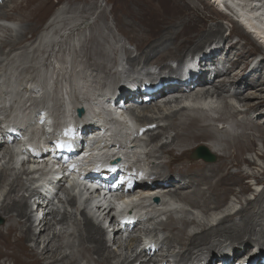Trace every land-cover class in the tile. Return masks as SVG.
Instances as JSON below:
<instances>
[{
  "label": "bare ground",
  "instance_id": "6f19581e",
  "mask_svg": "<svg viewBox=\"0 0 264 264\" xmlns=\"http://www.w3.org/2000/svg\"><path fill=\"white\" fill-rule=\"evenodd\" d=\"M7 1L8 0H4V2L1 1L3 3L0 4V9L5 8L3 6H8L5 4ZM171 1L172 6L174 8L176 6L177 9L175 11L173 9L171 11L163 12V10L158 8V3L153 0H136L138 5L146 8V12L153 15V24L156 19L155 24L158 27H155L154 29H149L148 27L147 29L129 27L122 30H119L120 28H118V33L127 36L126 39L129 44L134 46V54H132L133 52L129 53L128 49L124 50L126 56L124 61L126 60L130 70H133L134 66H138L139 68L136 70V73L138 74L153 75L157 73L155 70H152L153 68H150L149 64L153 65L154 69L157 68L161 74L164 72L172 73L175 69L172 68L169 60H171V62L177 61L178 59L180 60L186 52H193L202 48L206 43L217 41V44H214V47L211 46V49H208L201 54V58L198 56L186 62L187 64L194 62L196 67L200 68L199 71H202L197 79L187 82L186 79L188 77L180 74V76L183 77L181 81H183L184 85L162 86L154 93L148 94L144 90L151 86V84H146L144 80H141L140 82L135 81L136 78L139 77L138 75L136 77H130L131 82L128 83H132L131 88H129L128 83L124 84L120 82L122 85L120 86L119 91H122L121 96H124L126 101L122 104L116 103L115 105H112L111 103L104 104L108 98V96H102L104 92L100 93L101 91H94L92 93V90H86L85 87L82 88V90L87 91L88 95H85L84 93V96L80 97V93H75V91L71 92L69 86L71 83L69 85H67L68 82L57 84L55 81L54 87L56 90L58 91L59 89V92L62 90V108H60V104H58V108L55 109L56 113L54 114V118H50L48 106H38L37 111L30 109L29 111L32 114L25 115V111L28 108L24 107L25 105H15V108H18V112L16 113L21 116L20 120L23 121L20 126L17 125V127H11L12 131H17L19 128L21 129L19 132L20 141L16 140L14 146L16 147V152L13 151V155H15L18 160H21L22 155L28 153L31 154L30 158L22 159L23 163L26 161L24 163L27 165L26 170H38L39 181L42 180V183L45 186L49 185L52 186V188L55 186L57 189L60 188L59 183L53 186V183L51 182L52 179L46 178L47 176L57 175L53 172L55 165L62 166L63 169L67 170L69 182H73L76 187L83 184L82 181H78L77 177H81L84 181V175L87 173V170L98 166L100 167V174L97 177L91 176L89 184L92 187L96 182L101 183L99 192L100 195H105L101 199L103 203L100 207H97V203L95 202L91 203L92 207H88V210H92V215L98 220L100 219L103 222L106 221L108 219L107 215L109 214V211H114L113 207L106 211L110 205L107 200H113L116 203H119L122 207L123 205L127 206L132 199H136L137 209L141 213L147 209L159 211L160 213L169 212L167 219L161 223L163 230L168 231L167 236L164 237L162 235L164 239L161 241V246H178L175 255L180 259L191 258L192 261H194L198 258L194 253L201 252L200 255H203L202 251L206 253L214 251L216 247H223L224 249L221 250L218 248V251L225 252L229 257L237 256L235 259L237 260L242 252L251 256L255 252L253 246L259 245L260 247H263L261 245H264V190H261L252 201L247 200L245 205L243 204L244 207L239 210H228L229 212L227 211L225 215H222L217 221H214V224H199L194 218H191L190 220L187 219L186 215H179L181 217H176V213L173 214V211L171 210H174L175 212L178 209V214L186 213L183 211L184 209L179 210L176 206L170 207L169 202L170 199L175 202H183L190 206L200 208L204 213H208L210 210H213V207H215L214 210H217L220 207L224 208L222 203L226 198L227 192L232 190L231 185L241 183L243 178L248 175H250L253 180H257L256 184H264V169L259 170L257 174L254 172L247 174V172H244L241 168L243 164L248 167L256 165L254 160H250L243 156L246 152H255L259 158H264V153L257 152L256 150L257 139L260 140L264 146V76L260 75L262 74L261 69L264 68V55L256 62V64L247 70L251 63L248 51H244V47L239 43V40L231 42L222 37V31L224 30L222 22L210 26L204 25V19L209 18L212 20V15H210L211 12H208L207 14L203 13L204 17L199 18L200 16L198 17L195 12L189 11L190 7L188 5V0ZM49 2L50 0H12V6L10 8L15 11L16 15L14 18L20 20L22 25L19 30L15 32L16 34L9 33L4 39H2V41H0L1 56L4 55L5 58H7L10 53L15 50L26 47L29 39L27 40L25 38V33L37 28L40 20L46 15ZM207 3L214 13V16L215 14L222 15L226 13L227 16H232L231 19H233V15H236L239 18L241 17L242 20L240 22H235L234 33H239L240 36L250 40V43L252 44L253 42L258 43L257 47L264 51V0H207ZM192 9L200 10L201 8H198V5L195 4ZM4 13L2 15L7 18H12V15ZM237 21L239 20L237 19ZM199 22H202L201 25L196 26ZM210 23L212 22L210 21ZM128 26L130 25L128 24ZM1 27L7 32L8 29L1 25L0 30ZM94 34L96 35V33ZM114 34L115 33H113V37H115ZM43 35L46 36L45 34ZM239 35L238 37H240ZM197 36L198 38H196ZM230 36L231 32L229 33V37ZM43 38L44 37H42V39ZM221 41L224 43L223 45L227 47L226 51L225 49H219L220 51L216 50L218 46L220 47L219 43ZM104 43L106 42L99 41L97 35H91L87 44L83 45V57L85 56L87 61L85 62L84 57V61L81 62V64H83L86 69L83 70L80 68L77 70V67L80 65L78 60L73 57V60L71 58V69L69 68L68 72L63 71V75H72V78H79L80 75L84 78L83 75L86 74V70H88V76L91 77H95L99 72L105 73L107 64H101V60L97 61L102 54ZM3 47H7L8 50L3 51ZM28 47L29 46H27V48ZM31 47H33V45L29 48ZM52 50V48L46 50L45 53H48V58L49 55H51ZM47 57L46 59L48 60ZM110 63L114 64L115 60L111 59ZM215 63H220V67L215 66L212 69L203 67L204 64L215 65ZM29 68H31V66L23 69L21 67L23 71H28ZM33 68L35 69L34 65ZM163 69H169V71L160 72ZM8 71L10 72V70ZM19 71L21 72V70ZM107 73L111 74L112 78H115V71H111L109 67ZM177 74L179 75V73ZM163 77L169 76L167 73L165 75L162 74V77H159V82L161 84L164 81L166 82L170 80V78ZM6 78L9 80L8 82L10 84L11 79L9 78V75ZM106 78L108 79L109 77ZM173 78H171V80ZM88 79L90 80V77ZM34 81L37 82L35 79ZM196 82L197 84H195ZM74 83L72 84L73 86ZM193 84H195V86H192ZM111 85L112 84H109V86ZM30 87L31 86H24L23 91L21 89L22 92L18 91V89L13 92L9 88V85L3 86V83L1 82L0 95L6 97L10 93H14L19 94L20 98H22L27 91L33 90V92H36L39 90ZM46 92H48L47 85L41 93L43 98L42 95L40 97V100L44 101L43 104L47 103V97H44L47 96L46 94L44 95ZM114 94H117V92ZM167 94L171 95V98H174L169 100L170 97H168L167 102L163 100L165 101L163 106L158 105V101L165 98V96H168ZM100 96H102V98ZM119 96L120 95L117 97ZM129 96H131V98H129ZM180 98H182V100L183 98L185 99L184 103L186 106L182 105L178 108L175 106L176 109H172L170 103L179 102ZM213 99L219 102V105H216V101ZM233 100L237 103H241L238 108L233 103ZM129 101H135L138 104L133 110L136 111L137 108L140 107L142 111L153 113H148L150 115H146L145 112L139 110V112L143 113V115H139L141 116V119L138 120V123H141L142 126H151V124H156L158 121L164 119L166 120V124L164 122L163 125L159 126V129H156V132H153L149 127H146L143 131L138 129L139 131L136 130L134 133L123 130V128V131L121 130V139L117 141L106 140L104 147L101 149L103 151L99 150L97 153L95 149L99 147V143L95 145L93 150L89 149L88 145L90 137L85 135L83 136V142L81 141L79 144L80 147L77 148L78 146H76L74 148V150L78 149V152L84 151V153H82L84 155H80L81 158L77 157V155H79L78 152L75 153L74 156L71 155L72 142L70 136L75 128H77V131L83 135V131H87L89 126H96L93 123L94 119H100L101 123H97L98 127L96 128V132H99L100 128L104 125H107L104 126L107 131H113L112 124H115L114 120L110 119L113 118L114 115L123 112L121 106H123L125 110L129 109L131 111L132 106L129 107L131 104ZM79 105H83L86 108L88 117L80 118L83 123H81L80 126H77L79 118H76L75 116V109ZM124 105H126V107H124ZM106 107L109 108L108 112L105 111V109H107ZM13 112H15V109ZM13 112H11L4 121L9 122L8 119L11 118ZM111 113L118 114L110 116ZM212 113L215 114V116H211ZM253 113H256L255 117H253ZM251 114L253 116H251ZM238 116L241 117L239 118ZM135 118H137V115H135ZM84 119L87 120L84 122ZM214 121L220 122L221 126L214 124ZM74 122L76 125L70 131ZM16 123L18 122H15V124ZM15 124L13 123V125ZM127 124L129 125L130 131H134L137 127L130 122ZM168 129L173 130V134H170L171 136L169 138L163 142L156 140L160 139V135H163ZM122 132L130 134V136H126ZM46 133L52 135V137L47 138ZM138 134L143 135L144 139H146L145 137L147 135V140H149L150 148H146L147 151L144 152L146 159L152 157L158 161L157 163L154 161L156 163H153L154 165L151 163L153 166L150 169L152 170L148 173L153 176V179L149 180L150 184L144 182L141 183L139 185V190H141V192H138L135 195H127L122 192L118 193L117 196L107 194L108 192L105 191V189L110 186V182L116 184L123 178L128 177L133 181L135 179L133 175H142L149 167V165L147 167L142 163L139 154L140 149L138 144L135 143L136 141L133 140L135 138L136 140L138 139ZM46 139H49L48 144H46ZM5 145L8 147L13 146V144H8V141L0 142V158H4V160L7 158L14 161L13 155H9L8 148H5ZM200 145L204 146L209 153L216 156L214 162H209V160H204L203 158L196 156V149ZM47 147L53 148V151L46 150ZM144 147L145 144L142 145V148ZM41 149L45 150L46 153L50 152V156L45 153H41L40 156H37L36 153ZM192 153H194L195 157L192 156ZM35 154L37 157L32 156ZM62 154L65 156L66 162L63 164H61L59 159ZM106 154H108V158L105 157ZM114 155L116 159L123 157L121 161L122 164L119 167L120 170H118L121 175L110 178L109 176L112 174L114 167L108 166V161ZM102 160L107 165L103 166ZM14 163L17 164L16 162H13V164ZM115 163L116 160L112 162V164ZM126 164L129 166L124 167ZM131 170L132 172H130ZM40 173L42 175H40ZM3 177L4 173L1 170L0 184L4 182ZM14 178L15 176L13 179ZM17 180L18 179L16 178L15 181L11 180V182H7V191L0 203V216H2L6 222L3 226H0V259H3L4 261L2 262L0 260V264H4L5 262H9L10 264H80L81 259H85L87 264H135L136 262H138V264H149L150 262H152V264H170L165 260L168 256L165 255L167 252L164 253L165 256L160 253L159 257L153 258L157 255L156 252L161 246L153 253L150 252V249H144L139 254L131 256L133 255V253H131L133 246H135L133 244L137 243L140 237L137 236L138 234L132 235L127 239L129 243H127L128 247L123 251L125 254L122 255L121 253L123 252L120 251L121 253H119V251L116 252L115 250L110 249L109 246L111 244L116 245L117 248H122V238L120 239V235L118 236V233L122 228L116 226L113 228L112 226V231H110L112 243L109 245L110 239L107 241V239L104 238L107 234L104 231V228L100 224L92 222V219L89 218L90 216L88 217V215L85 214L84 211L86 210L81 211L82 219L79 223H75V230L68 233V236L72 237V239L69 240L67 238L68 236L66 237L67 239H65L62 232L55 231V225L56 223L63 224L69 216H67L64 211L61 213L58 209L53 210L48 208L51 199L43 198L42 196L49 197V195L46 193H43V195L39 190L30 191L27 197L24 196L23 199H13L11 194L17 192L20 189L18 186H21L22 184V182L20 184ZM249 188V185H242L239 193H245ZM83 189H85V187H83ZM25 191H27V189ZM47 191L51 194L50 189ZM93 193H97V191H94ZM152 194H154V197L156 198L166 197L167 200L165 199L166 201L164 202L167 204L166 210H169L164 211V207H161L162 209L157 208V206H159L158 203L150 198ZM156 194L159 196L157 197ZM34 196H37V199L41 198V202H37V207L35 209L44 211L48 208L41 220L36 224V218L32 215L34 213L31 214L32 210H28L30 198H33ZM139 199H142L143 201H140ZM164 202L162 201L161 205ZM66 203L72 206L75 202L74 199L71 198L68 199ZM210 204H213L214 206L210 207ZM159 209H161V211ZM231 210L234 209L231 208ZM209 214L211 215V212ZM236 215L239 216V221L237 222L234 220ZM138 217V221L131 227V229L136 224L140 223V221L143 223L146 221L147 224V222L152 220V217L150 216L149 220L146 219L144 221V218L142 219L140 216ZM128 219H130V217H128ZM51 220L56 221V223L51 222ZM115 222L117 221L111 217L108 228ZM189 225L198 227L199 229L196 231L192 229L193 231L191 232L187 229ZM257 225H259L258 231L255 230ZM154 226H156V224ZM135 228L140 230V227ZM260 237H263V239H260ZM222 238L224 240L223 242H220L222 241ZM153 243L157 246L159 242L155 241ZM40 245L41 247H39ZM136 245L138 246V244ZM128 250L129 254H127ZM161 252H163V250ZM170 256L168 257L170 258ZM210 256L204 255V257ZM229 257H226L225 260L228 261ZM217 263H220V259L216 260L215 264Z\"/></svg>",
  "mask_w": 264,
  "mask_h": 264
},
{
  "label": "rangeland",
  "instance_id": "374dc122",
  "mask_svg": "<svg viewBox=\"0 0 264 264\" xmlns=\"http://www.w3.org/2000/svg\"><path fill=\"white\" fill-rule=\"evenodd\" d=\"M1 1L4 2V0H0V4L3 3ZM153 1L158 3L157 4L158 8L160 10H163V12L171 11L173 9L175 11L177 9L176 6H175V8L172 6L171 0H168V1L167 0H153ZM188 1H189L188 5L190 7L189 11L195 12L198 17L200 16L199 18L204 17L203 13L207 14L208 12H211L210 15H212V20H210L209 18L204 19V25L205 26L215 25L218 22H222V24L224 26V30L222 31V37L228 39V41L230 40L231 42H235L236 40H239V43L241 45H243V47H244V51L245 50L248 51V55L250 56V60H251L250 62L251 63L249 64L247 70L250 69L254 64H256V62L259 61L260 58L264 55L263 49L257 47L258 43L253 42V44H252V43H250V40L245 39L243 36H240L239 33L238 34L234 33L233 30H234V27L236 24L235 22H240V21H237V19L242 20L241 17L239 18L238 16L233 15V19H231L232 16L229 17L224 12H223L224 14L221 13L222 15H216L215 14V16H214V13L212 12L211 8L208 6L207 0L206 1L205 0H188ZM135 3H136V0H131V1L130 0H50L49 4L47 5L46 15L42 18V20H40L37 28L25 33V38L27 40L29 39L26 47H23L24 49L23 48L17 49L18 51L15 50L14 52L10 53V55L7 58H5L4 55L1 56V54H0V56H1L0 60H2V61H0V85H1V82L3 83V86L9 85V88L13 92L16 89H18V91H21V89H22V91H23L24 86H26V87L31 86L34 89H39L36 92L35 91L33 92V90L32 91L26 90L27 92H25V95L22 98H20L19 94H14V93H10L6 97L0 95L2 97V98L0 97V112H1L2 117L4 119H6L8 117V115L14 111V109H15V112H18V108H15V105H22V106L25 105L24 107L28 108L25 111V115L32 114L29 111L30 109H34L35 111H37V107L38 106L40 107L43 105V106H48V112H49L50 118L51 119L54 118V114L56 113L55 109L58 108V104H60V108H62V93H61L62 90H61V92H59V89H58V91L56 90V88L54 87L55 81L57 82V84L58 83L60 84L62 82L63 83L68 82L67 85H69L71 83L69 85L71 88V92L75 91V93H80V95H81L80 97L84 96V93H85V95H88L87 91L82 90V88L86 87L85 89L86 90H92L91 91L92 93L94 91H98V92L101 91L100 93L104 92L108 95V97L110 96L111 92L112 93L117 92L118 95H120V96L116 97L114 99V102H116V100L119 102H121V101L125 102L126 99L124 98V96H121L122 91H119V89H120V86L122 85L121 83L125 84L128 82H131L130 77L132 78V77H136L138 75L139 77H137L135 81L140 82L141 80H144L146 84H152V82L155 79L158 80L159 77H162V74L165 75L167 73V75L172 74L174 76H177L178 75L177 73H179L180 70H183L185 67V66H182V67L178 68V66H180L183 61L187 62V61L194 59L198 56H200V58H201V56H202L201 54L206 52L208 49H211L212 47H214V44H217V41L216 42L211 41V43H206V45H204L202 48H200L198 50H195V51L190 52V53L186 52L180 60L178 59L177 61H173V62H171V60H169L170 64L172 65V68L175 69V71L172 73H170V72L165 73L164 71H167V70L169 71V69H163L160 72H164V73L161 74V73H159V70L157 68L154 69V66L149 64L150 68L151 69L153 68L152 70H155L157 73H155L153 75L138 74V73H136V70L139 68L138 66H136V67L134 66L133 67L134 69L132 68L133 70H130L129 69L130 67L128 66L126 60L124 61V59L126 57L124 50L128 49V52L132 53L134 51V46L129 44L128 40L126 39L127 36H124V35L118 33V28H120L119 30L127 29L129 27H136V28H140V29H147V27H148L149 29H154L155 27H158V26L155 24L156 23L155 16H154L155 23L153 24V15L151 13L146 12V10H145L146 8H144L141 5H138L137 3H136L137 5H136ZM5 4H7L9 7L3 6L5 8L0 9V13H1L0 25L3 26L4 28L8 29V30H7V32H5L3 30V28L1 27L0 41H2V39H4V37L7 34L17 32V30H19L20 26L22 25V22H20V20L14 18L16 15L15 11H13L10 8L12 6V0H8ZM195 4H197L198 8L200 7L201 9L200 10H193L192 8ZM127 9H129V10H127ZM3 13L12 15L11 16L12 18H7L6 16L2 15ZM8 20L13 21L14 24L10 26L9 24L5 23ZM210 21L212 23H210ZM201 23L202 22L197 23L198 25L196 24V26H200ZM128 24L130 26H128ZM243 25H245V24H243ZM230 32H231V36L229 37ZM94 33H96L99 41H105L106 42V43H104V48H103L104 52L102 51V54L97 59V61H100V60L102 61V62L100 61L101 64H104V63L107 64V68H105L106 72L105 73L99 72V74H96L95 77H91V76H88V70H86V72L84 71L86 73L85 75H83L84 78H82L80 75H79V78H72V75H70V76L63 75V71L68 72L69 68L71 69V58L73 60V57H74V59L78 60L79 65H80L79 67H77V70H79L80 68L83 70L86 69V67L83 64H81V62L84 61V57H85V56L83 57V55H84L83 45L87 44L88 39L91 37V35L96 36ZM113 33H115L114 36L116 38L113 37ZM43 34H45L46 36H44ZM238 35L240 37H238ZM42 37H44V38L42 39ZM196 38H198V36ZM23 41H25V40H23ZM223 44L224 43L221 41L219 43L220 47L218 46L216 48V50H219V49L224 50L225 49V51H226L227 47L224 46ZM31 45H33V47L29 48ZM116 45H117V47H116ZM27 46H29V47L27 48ZM108 47H109V49H108ZM50 48H52L53 50H52L51 55H49V58H48L47 57L48 53L46 54L45 52H46V50H48ZM2 50L7 51L8 48L3 47ZM120 51H121V53L122 52L123 53L121 54ZM72 53H73V55H72ZM109 53H111V54H109ZM132 54H134V52ZM46 57L48 58V60L46 59ZM111 59L115 60L114 64L110 63ZM86 61H87V59L85 57V62ZM48 63H49V65H48ZM108 63H110V64H108ZM24 64H26V65H24ZM32 64L35 66V69L38 68L39 70L38 69L35 70L33 68ZM46 65H48V66H46ZM220 65H221L220 63L219 64L215 63V65L204 64L203 67L204 68L207 67L208 69H212L215 66L220 67ZM30 66H31V68H29L28 71L22 70L23 68L30 67ZM21 67H22V69H21ZM108 67L111 69V71H115V75H114L115 78H112V75L107 73ZM167 68H168V66H167ZM193 69H194V73L196 76L191 77V79L195 80L198 78V76L201 74L202 71H199L200 68L196 67L195 64L193 66ZM8 70H10V72ZM19 70H21V72ZM55 70H56V72H55ZM261 72H262V74H260V75L264 76V73H263L264 68L261 69ZM6 73H8V74H6ZM34 73H36V74H34ZM49 73H51V74H49ZM43 74H45V75H43ZM48 74H49V76H48ZM8 75H9V78L11 79L10 84L8 82L9 80H7V78H6ZM39 75H40V78H39ZM60 77H62V78H60ZM89 77H90V80L88 79ZM106 77H109L110 80H109V78L107 79ZM1 78H2V80H1ZM33 78L37 82H35ZM113 82H114V84H113ZM73 83H74V86L72 85ZM90 83H91V85H90ZM98 83H99V85H98ZM107 83L112 84V85L109 86V84H107ZM195 84H197V82ZM195 84H193L192 86H195ZM46 85L48 88V92L44 93V95L45 94L47 95L44 97H47V103L43 104L44 101L40 100L41 99L40 97H41V95H42L41 93L45 89ZM107 85L109 86V88ZM128 85H129V88H131L132 83H128ZM76 86H78V87H76ZM170 86H173V85H170ZM79 88H81V89H79ZM166 93H168V92H166ZM167 95L168 96H165V98H162L161 100L158 101V105L163 106L165 101L167 102L168 97H170L169 100H172L174 98V97L171 98V96L169 94H167ZM42 98H43V95H42ZM129 98H131V96H129ZM163 100H165V101H163ZM213 100H215V99H213ZM29 102L31 103V105ZM129 102L131 103L129 105V107L132 106L131 107L132 110L130 111L129 109H127L124 112L125 117H128L129 119L125 120L124 123H120L119 121H114L115 125L121 126V130L124 128L123 130L134 133L138 129H142V131H143L146 127H149V129H152L153 132H156L157 131L156 129H159V126L163 125L164 122L166 124V120L164 119V120L158 121L157 122L158 124L153 123V124H151V126L150 125L142 126L141 123L140 124L138 123L139 122L138 120L141 119V116H139V115H143V113H141V112H145L146 115L148 113H150V114H153V113L148 112V111H142V109L140 107L137 108V110L135 111V110H133V108H135L138 104L135 101H129ZM184 102H185L184 98H183V100H182V98H180L179 102H171L170 106L172 107V109H176L182 105L186 106V104ZM215 103H216V105H219V102L216 101ZM233 103L235 104V106L237 108L241 104V103H237L234 100H233ZM10 105L12 106V108ZM29 106H31V107H29ZM175 106H176V108H175ZM24 107H23V109H24ZM121 107H122V109H124L123 106H121ZM124 107H126V105H124ZM8 109L10 110V113H9ZM139 110L141 112H139ZM129 112H130V114H129ZM256 113H253L254 116L251 114V116L255 117ZM150 114H148V115H150ZM135 115H137V118H135ZM211 116H215V114L212 113ZM83 117H85V116H83ZM238 117L240 118L241 116H238ZM263 120H264V118H263ZM22 121L23 120H20V121H18V123H16V124L14 123L15 125H13L12 127H17V125L20 126ZM128 122L135 124L137 126L134 131H130L129 125L127 124ZM214 124H216V125L218 124L217 126H221L220 122H217V121H214ZM74 133L77 134V131H75V129H74ZM122 133L126 136H130V134H125V132H122ZM170 134L171 135L173 134V130L168 129V130H166V132L163 135H160V139H156V140L163 142L171 136ZM48 136H50V134H48ZM131 138H134V137H131ZM145 138L146 139H144L143 135L138 134V139L136 140V138H135L133 140L136 141L135 143L138 144V147L140 149L139 154H140V159H141L142 163L146 164L147 167L149 165L148 169L152 170L150 168H152V166L154 164H156L158 161L152 157L146 159L144 152L147 151L146 148H148V147L150 148V145H149V140H147L148 139L147 135ZM143 139H144V142H143ZM48 140L49 139H46V144H48ZM75 141H76V138H75ZM143 144H145L144 148H142ZM200 146L198 148L196 147L197 148L196 153H198V154H196V156L201 157L204 160H207L204 157H207V155H208V157H210L208 159L209 162H214L216 160V156L212 153H209V151L204 146H202V145H200ZM4 147L8 148V146H6V145ZM256 150H257V152L264 153L263 143L260 142V140H258V139L256 141ZM22 156H25V155H22ZM192 156L195 157L194 153H192ZM243 156L249 158L250 160H254L256 162V165H253L251 167H248L245 164L242 165L241 168L243 169L244 172H247V174L251 173V172H254L255 174H257V172H259V170L264 169V158H259L255 154V152H246ZM13 158H14V161H12L11 159H7V158L5 159L6 160L5 161L4 158H0V171L2 170L4 173V177H3L4 182L2 184H0V203L2 202V200L4 198L5 192L7 191V182H9V181L11 182V180L15 181L16 178L19 180V181L17 180V182H20V184L22 182V184H21V186H18L20 189L17 192H14L11 194L12 195L11 197L13 199H15V200H18L21 198L23 199L24 196L27 197V195L32 190L33 191L39 190L42 192V194L43 193L48 194L49 197L42 196L45 199H51L50 204H48V208H51L53 210L58 209L61 213L64 211L66 213V215L69 216V217H67V220H65L66 222H64L63 224L56 223V221L51 220V222L56 223L55 231L62 232L65 239L68 238L69 240H71L72 237H69L68 233L73 232L75 230V223L76 222L79 223L82 219L81 211L86 210L87 204L85 202V199L89 195V192L91 191L88 189L89 183H87L86 180H89L90 177L87 176L86 177L87 179L85 181H83V184L81 185V186L85 187L84 192H83L85 199H84L82 208H80V206L76 203H74L75 206L74 205L71 206V205H68L66 203V201L68 199H71V198L75 199V190L73 188H71L70 186H67L65 175L64 176L62 175V177H61V179L64 180L63 185H61L62 181L56 180L53 183V186L55 184L59 183L60 188L57 189V188H55V186H54V188H52V186H49V185L45 186L42 183V180H40L36 183V180H37L36 177L39 176L38 170L37 171H34L33 169H31V170L27 169L26 170L27 165L24 164L26 161L23 163L22 162L23 160L22 159L18 160V158L15 155H13ZM210 159H212V160H210ZM13 162H16L17 164L14 163L15 164L14 165ZM151 163L152 164L154 163V164L151 165ZM58 171H61V170H58ZM31 173H32V175H31ZM34 174L35 175L37 174V175L35 176ZM40 175H42V174L40 173ZM14 176H15V178L13 179ZM150 179H153V176L150 175L149 180ZM149 180H148V182H144V183L150 184ZM256 182H257V180H253V178H251L250 175H248L247 177L243 178L241 183H235V184L231 185L232 190L227 192L226 198L222 203V205H224L223 206L224 208L220 207L221 209L219 208L217 210H214L215 209V207H213L214 205L210 204V207H213L212 208L213 210H210L208 213H204L198 207H193V206H190V205L185 204L183 202H178V201L175 202L172 199H170V202H169L170 207L176 206L177 208H179V210L184 209L183 211H185L186 214H183V213L178 214L179 213V212H177L178 209L175 212H174V210H171V211H173V214L176 213L175 214L176 217H181L182 215L183 216L186 215L187 219L190 220L191 218H194L195 220H197L196 222H198L199 224H202V223L214 224L215 223L214 221H217L222 215H225L228 210L229 211L239 210L240 208L244 207L243 204L245 205L247 200L252 201L254 199V197L257 196V194L261 190H264V184H256ZM141 183H143V182H138L137 186L139 187V185ZM242 185H249L250 188L245 193L240 194L239 190L241 189ZM97 186H98V184H95V188ZM26 189H27V191H25ZM48 189H50L51 194L47 191ZM96 194L97 193H93L94 196ZM152 195H154V194H152ZM156 195H157V197L159 196L158 194H156ZM159 198H160V200H159ZM159 198H157L158 199L157 203L159 205V206H157V208L164 207L165 208L164 211L169 210V209L166 210L167 204L164 202L167 200V198L166 197H159ZM40 199H37V196H34L33 198L32 197L30 198V202H29L28 210L29 211L32 210L31 214L34 213L32 215H34L36 218L35 224L41 220L44 213H46V211L48 210V208H46L44 211L43 210L39 211V209H35L37 207V202L38 201L41 202ZM139 200L141 201L142 199H139ZM160 201L161 202L163 201L164 203L161 205ZM145 203H147V202H145ZM230 207L234 210H231ZM161 209H159V210L161 211ZM84 212L86 215H88V217L90 216V214L86 213L87 210ZM210 212H211V215L209 214ZM168 215H169V212L160 213L159 211H153V210H149V209L142 211L141 215H135V216L136 217L141 216V218L143 216V218H144V219L142 218L143 221L146 219L149 220V216H150V217H152V220L147 222V224H146V221H145V223L140 221V223L136 224L137 226L135 225L132 229L129 226H124V228L121 231H119V233H118V236L120 235L119 238L120 239L122 238L121 239V241L123 242L122 248H117L116 245H112L111 244L112 243L111 235H109V237H110L109 238L110 239L109 245L111 244L109 246V248L112 250H115L116 252L119 251V253H121L128 247L127 243H129V241L127 239L132 235L138 234L137 236L138 237L140 236L139 240H138L139 243L137 241V243L133 244L135 246H133V249L131 252V253H133V255L130 254L131 256H135V255L139 254L144 249H150L151 253L157 251V249H159V247L162 244L161 241H163V239H164L163 236L165 237L168 235V231L163 230V228L161 226V223L167 219ZM179 215H181V216H179ZM89 218H91L92 222H94L95 224H100L104 228V231L106 233H110V231H112L111 227L108 228L106 226V224L97 222L99 220L96 217L92 218L90 216ZM234 218H235L234 220L236 222L239 221L238 215H236V217H234ZM96 219H97V221H96ZM205 220L208 222H206ZM258 221H260V220H258ZM5 223L6 222H5L4 218L2 216H0V226H3V224H5ZM115 223H117V222H115ZM115 223L113 225H111V226H113V228L115 226L118 227V223L116 225H115ZM155 224H156V226H154ZM135 227H140V230H137V228H135ZM187 229L192 232L193 230L196 231L199 228L194 227L192 225H189L187 227ZM155 230H157V231H155ZM255 230L256 231L259 230V225L256 226ZM107 237H108V235L105 236L104 238L107 239ZM125 239H126V241H125ZM260 239H263V237H260ZM223 240L224 239L222 238V241H220V242H223ZM155 241L159 242L157 246L154 245V243H153ZM136 244H138V246ZM261 246H263V247H260L259 245L253 246L255 252L251 256H248L245 252H242L241 256L237 260H235L237 258V256L229 257V259H232V262L233 261L240 262L241 260L245 259L246 257H253L252 259L248 260L249 261L248 263L253 262L254 264H258V262H259L258 257L260 255V253H262L264 251V245H261ZM39 247H41V245ZM177 247L178 246H171L170 247V246L162 245L160 247V249L156 252L157 255H155V256L153 255L154 256L153 258L159 257L160 253L164 255V253L167 252V253H165V255L170 256V254H171V256H172V258H171V256H170V258L167 256L165 259L170 264H177V263H183V264L201 263V264H204V261L206 262V264H215V262H216L215 260L218 259L219 255L225 254V252H219L218 251L219 247H216V249H214V251H211L214 253H211V252L205 253L204 251H202L203 255H200L201 252L194 253V255L198 258H196V260L192 261L191 258H189V259L188 258L187 259L181 258L180 259L178 256H176L175 254L178 250ZM227 247H232V246H227ZM227 247H225V248H227ZM161 248H162L163 252H161L162 251ZM173 248H174V250H173ZM120 249H122V250H120ZM134 249H135V251H134ZM219 249L221 250L224 248L220 247ZM135 252H136V254H135ZM121 254L123 255V254H125V252H123ZM127 254H129V250H128ZM254 254H257V255L255 256ZM204 255L205 256L211 255V257L210 258L204 257ZM132 258H134V257H132ZM197 259H199V260H197ZM0 260L2 262H4L3 259H0ZM83 260H84V262H83ZM171 260H172V262H171ZM4 264H10V263L5 262ZM80 264H87V262L85 261V259H81ZM135 264H138V262H136ZM149 264H152V262H150Z\"/></svg>",
  "mask_w": 264,
  "mask_h": 264
},
{
  "label": "clouds",
  "instance_id": "9594fccd",
  "mask_svg": "<svg viewBox=\"0 0 264 264\" xmlns=\"http://www.w3.org/2000/svg\"><path fill=\"white\" fill-rule=\"evenodd\" d=\"M5 23L9 24L10 26L14 24L13 21H6ZM111 93H112V92H111ZM111 93H110V94H111ZM102 96H106V97H107L108 95H107L106 93H104V94H102ZM102 96H100V97L102 98ZM78 108H83V109H85V107H84L83 105H79V106H77V109H78ZM8 111H9V113H10V110H8ZM0 113H1V112H0ZM14 114L18 115L16 112H13L11 118L8 119V120L13 119ZM75 116H76V118H79V120L77 121V126H78V125H81V123H83V122L80 120V118H83V116L86 117V111L84 110V112H83L80 116H78V115H77V110H76ZM0 121H1V120H0ZM84 122H85V119H84ZM75 125H76V123L74 122V126H75ZM46 134H47V133H46ZM14 145H15V143H13V146H14ZM13 146H12V147H13ZM12 147H11V148H12ZM145 166H146V164H145ZM59 169L61 170L60 173H63V176H64V174H67V173L64 172L63 167H60ZM65 176H66V175H65ZM66 179H67V177H66ZM139 189H140V188L137 187L136 190L140 191ZM134 190H135V189H134ZM155 198H156V197H155Z\"/></svg>",
  "mask_w": 264,
  "mask_h": 264
},
{
  "label": "water",
  "instance_id": "95a60500",
  "mask_svg": "<svg viewBox=\"0 0 264 264\" xmlns=\"http://www.w3.org/2000/svg\"><path fill=\"white\" fill-rule=\"evenodd\" d=\"M83 112H84V109H83V108H78V109H77V115H78V116H80ZM17 117H18V116H17ZM20 119H21V118H20ZM196 154H197V153H196ZM204 158L207 159V160L209 159L208 156H207V157H204ZM157 201H158V199L155 198V199H154V202H157Z\"/></svg>",
  "mask_w": 264,
  "mask_h": 264
}]
</instances>
